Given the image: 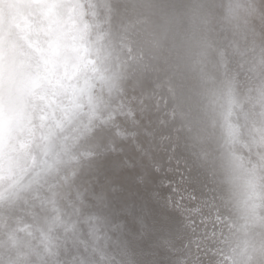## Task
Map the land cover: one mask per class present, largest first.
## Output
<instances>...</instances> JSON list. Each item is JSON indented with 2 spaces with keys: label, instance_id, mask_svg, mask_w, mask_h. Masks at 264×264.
<instances>
[{
  "label": "clouds",
  "instance_id": "clouds-1",
  "mask_svg": "<svg viewBox=\"0 0 264 264\" xmlns=\"http://www.w3.org/2000/svg\"><path fill=\"white\" fill-rule=\"evenodd\" d=\"M0 264H264V0H0Z\"/></svg>",
  "mask_w": 264,
  "mask_h": 264
}]
</instances>
